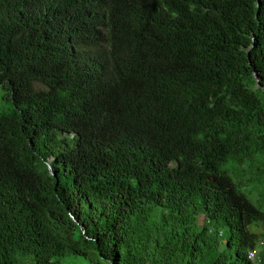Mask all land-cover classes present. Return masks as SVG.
Segmentation results:
<instances>
[{"label": "trees", "instance_id": "1", "mask_svg": "<svg viewBox=\"0 0 264 264\" xmlns=\"http://www.w3.org/2000/svg\"><path fill=\"white\" fill-rule=\"evenodd\" d=\"M0 37V264H264V0H0Z\"/></svg>", "mask_w": 264, "mask_h": 264}, {"label": "rangeland", "instance_id": "2", "mask_svg": "<svg viewBox=\"0 0 264 264\" xmlns=\"http://www.w3.org/2000/svg\"><path fill=\"white\" fill-rule=\"evenodd\" d=\"M5 48L6 42L2 37H0V52L3 51ZM12 108L13 104L8 94V91L6 88L3 87L2 84H0V114L9 112ZM250 228L254 229L253 226H250Z\"/></svg>", "mask_w": 264, "mask_h": 264}, {"label": "water", "instance_id": "3", "mask_svg": "<svg viewBox=\"0 0 264 264\" xmlns=\"http://www.w3.org/2000/svg\"><path fill=\"white\" fill-rule=\"evenodd\" d=\"M253 75H254V77H255L256 81H257V82H258V84H259L260 77L257 75V73H256V72H253Z\"/></svg>", "mask_w": 264, "mask_h": 264}, {"label": "built area", "instance_id": "4", "mask_svg": "<svg viewBox=\"0 0 264 264\" xmlns=\"http://www.w3.org/2000/svg\"><path fill=\"white\" fill-rule=\"evenodd\" d=\"M255 255V251H249V257L253 258Z\"/></svg>", "mask_w": 264, "mask_h": 264}]
</instances>
